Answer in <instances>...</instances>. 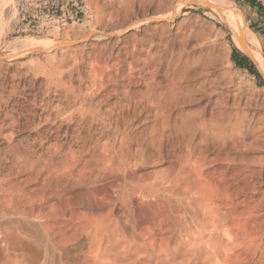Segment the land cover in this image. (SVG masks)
I'll list each match as a JSON object with an SVG mask.
<instances>
[{
    "label": "bare ground",
    "instance_id": "obj_1",
    "mask_svg": "<svg viewBox=\"0 0 264 264\" xmlns=\"http://www.w3.org/2000/svg\"><path fill=\"white\" fill-rule=\"evenodd\" d=\"M174 1L158 0L169 10L151 20H172L190 3ZM204 1L225 15L234 43L264 77L236 8ZM193 66L179 60L178 78ZM170 89L147 103L79 102L21 135L14 122L0 124V264H264L263 118L237 104L178 102Z\"/></svg>",
    "mask_w": 264,
    "mask_h": 264
},
{
    "label": "rangeland",
    "instance_id": "obj_2",
    "mask_svg": "<svg viewBox=\"0 0 264 264\" xmlns=\"http://www.w3.org/2000/svg\"><path fill=\"white\" fill-rule=\"evenodd\" d=\"M1 1L0 124L8 126L14 122L19 135L29 131L25 126L31 121L48 115L62 119L68 114L66 111H74L80 103L81 106L147 103L160 100L157 96L170 88L178 102L237 104L246 108L249 117L264 120V77L234 43L225 15L209 2L190 0L179 5L180 13L172 20L155 22L152 17L169 10L159 8L158 0ZM226 1L236 8L244 31L253 36L254 43H249L250 46L264 59V20L255 9L236 0ZM142 18L148 21L123 33L124 27ZM93 30L113 35L109 40L83 36ZM30 40L37 44L32 41L35 43L32 45ZM201 40L206 47L199 46ZM24 43L32 46L25 55L7 58ZM234 50L250 60L260 79L234 63ZM208 54L210 63L207 69L201 68ZM182 58L194 62V68L187 76L178 78L175 66Z\"/></svg>",
    "mask_w": 264,
    "mask_h": 264
},
{
    "label": "trees",
    "instance_id": "obj_3",
    "mask_svg": "<svg viewBox=\"0 0 264 264\" xmlns=\"http://www.w3.org/2000/svg\"><path fill=\"white\" fill-rule=\"evenodd\" d=\"M236 1H238V2H244V3H248V4L254 3V0H236ZM257 7H258V9H262L264 11V6L258 5ZM232 59H233L234 63L238 67H242V68H245V69L249 70L252 74H254L255 76H257L258 79L261 78L260 74L258 73V71L256 70V68L254 67V65L241 52H239L237 50H234L232 52Z\"/></svg>",
    "mask_w": 264,
    "mask_h": 264
},
{
    "label": "crops",
    "instance_id": "obj_4",
    "mask_svg": "<svg viewBox=\"0 0 264 264\" xmlns=\"http://www.w3.org/2000/svg\"><path fill=\"white\" fill-rule=\"evenodd\" d=\"M238 3L245 5V6H248L252 9H255V11H256V13H258L260 19L264 20V11L262 9H258V7H257L258 5L264 6L263 3L260 2L259 0H254V3H252V4H248V3H244V2H238Z\"/></svg>",
    "mask_w": 264,
    "mask_h": 264
},
{
    "label": "water",
    "instance_id": "obj_5",
    "mask_svg": "<svg viewBox=\"0 0 264 264\" xmlns=\"http://www.w3.org/2000/svg\"><path fill=\"white\" fill-rule=\"evenodd\" d=\"M249 59L253 61V59L248 55ZM254 62V61H253ZM255 63V62H254Z\"/></svg>",
    "mask_w": 264,
    "mask_h": 264
},
{
    "label": "built area",
    "instance_id": "obj_6",
    "mask_svg": "<svg viewBox=\"0 0 264 264\" xmlns=\"http://www.w3.org/2000/svg\"><path fill=\"white\" fill-rule=\"evenodd\" d=\"M259 1H261L263 3V0H259Z\"/></svg>",
    "mask_w": 264,
    "mask_h": 264
}]
</instances>
